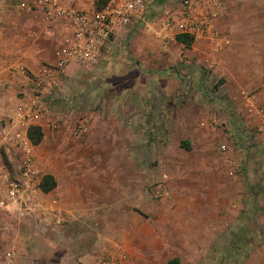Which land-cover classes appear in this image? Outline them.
Here are the masks:
<instances>
[{
  "label": "crops",
  "instance_id": "0c3cea01",
  "mask_svg": "<svg viewBox=\"0 0 264 264\" xmlns=\"http://www.w3.org/2000/svg\"><path fill=\"white\" fill-rule=\"evenodd\" d=\"M1 1L8 7L0 16V143L4 130L9 133L14 131L16 111L27 102V96L31 93L30 76L37 74L43 66L55 62L56 50L72 33L71 24L67 20L47 21L40 12L15 8L20 0ZM221 3L224 11L214 22L215 37L197 36L190 47L175 39L163 45L145 30L143 35L135 38L136 44L132 46L130 53L145 61L142 62V68L156 71L157 75L175 76L177 71L173 66L178 64L181 68H186L189 65L199 83H205L212 89V93L202 91L205 96L212 94L219 102H230L234 109L232 111L243 112V130L236 128L238 134H242L241 139L250 137L251 133L264 148V120L260 134L255 135L257 122L255 123V117L246 113L248 110L239 94L240 91L255 94L258 104L264 108V43L255 39L257 30L250 25L254 15L249 12L236 14L231 1L221 0ZM225 4L230 6L229 12H226ZM128 29L130 30L117 28L113 40L128 33ZM108 48L110 47L107 46ZM107 49L95 66L71 65L67 68L60 89L52 100V117L43 118L38 124L44 134L43 141L38 146L34 145L33 150L40 188L39 199L34 207L9 203L0 210V264H100L99 261L105 257L108 248L110 253L126 252L129 256L127 264H142L144 260L153 262L156 259H177L178 263V260L184 258L182 255L191 261L197 255L202 257L204 253L207 254L208 244H224L229 230L228 213L231 214L229 218L236 223L242 207L239 204L229 205L224 201L229 194L223 187L224 168L221 158L216 156H203L196 160L195 165L199 164L201 167L190 168V173L201 170L200 174H196L200 176L201 187L185 192L183 200L180 194L174 193L173 201L177 202L174 208L171 207L172 204L162 203L158 204L160 207H155L154 202L149 201L143 192V179L136 174H120L117 176L119 179L113 180L108 173L93 172L89 167L92 165L90 158H80L76 168H69L68 172H64L56 163L54 149L68 135L70 121L83 108V100L91 102L87 112H92L93 116L88 134L89 143L102 141L108 136L106 114L103 112H122L121 108H117V101L108 98L103 102L104 105L101 103L104 90H100L102 85L98 83L111 67L108 66L111 55H107L110 54ZM69 81L71 85L84 84L88 87V92L75 96L66 87ZM57 96L58 105L55 102ZM167 99L173 103L169 100L160 106L151 105V111L165 112L167 109L175 112V95H168ZM99 107L101 110L98 111ZM192 118L190 116L186 119V125L197 134L190 132L180 144L183 149H192L196 138L202 141L206 153L211 152L212 143L216 140L222 142L221 147L226 146V138L218 129H194ZM49 120L59 124L56 131L49 127ZM113 121L117 123V120H112L111 123ZM164 125L162 122L160 126H154V142L164 141ZM247 127L254 132H245ZM99 128L103 129V133L95 138ZM185 143L190 149L183 146ZM239 153L228 147L227 157L238 165ZM20 155L13 148L2 152L0 198L3 200L8 197L10 180L19 175ZM251 174L252 172L245 175L248 181H251ZM48 175L55 179L56 187L44 193L40 184ZM138 179L142 180L141 183H138ZM186 196L187 200L184 198ZM190 196L201 197L203 203L196 204ZM147 208L158 211L155 220L145 223L143 213ZM209 209L216 213L217 221H201L194 229L195 232L190 221H175L180 219L178 214L181 212L206 213ZM113 223L121 228L118 232L121 240L117 243L111 237ZM98 226H102L103 233L97 235L94 229ZM68 228L76 229L71 238L85 239L88 246L83 250L65 249L66 246L74 245L65 234ZM113 233L118 234L116 231ZM134 238L136 241L140 240L141 245L148 244L147 252H143L141 246V255H133L132 251H136V248L131 249ZM226 243L229 244L230 241ZM112 250L114 251L111 252ZM243 264H264V240L255 242L249 248Z\"/></svg>",
  "mask_w": 264,
  "mask_h": 264
},
{
  "label": "rangeland",
  "instance_id": "374dc122",
  "mask_svg": "<svg viewBox=\"0 0 264 264\" xmlns=\"http://www.w3.org/2000/svg\"><path fill=\"white\" fill-rule=\"evenodd\" d=\"M228 1L233 3V10L236 14L242 15L249 12L255 16L250 25L257 30L255 39L264 43V0ZM20 2L25 1L20 0ZM182 2L183 0H154L144 14L145 20L160 19L166 10L177 11L182 8ZM225 5L226 12H229L230 6ZM133 28L128 29L129 31L125 35L114 39L108 46L110 48L103 50L104 52L107 49L110 53L107 55H111L108 65L111 67L107 73L103 74L98 83L105 86L104 89L102 86L100 88V90H104L101 97L102 105L105 100L110 98L117 101V105L119 104L117 108H121L122 112H111L110 110V112H103L106 114L108 136H105L102 141L89 143L88 135L78 137L74 134L81 119L88 118L90 121L93 119L92 112H87L91 102L83 100V108L80 112H76L70 121L71 129L67 130L68 135L64 140L61 138L62 141L54 149L56 163L64 172H68L69 168L72 170L76 168L80 158L85 160L90 158L92 165L89 167L93 172L108 173L112 175L113 180L119 179L120 177L117 176L120 174H136L143 179V181L138 179V183L141 181L144 183L143 192L149 201L154 202L155 207H160L158 204L162 203L172 204L171 207L174 208L177 206V202L173 201L174 193L180 194L181 200H183L182 195L185 192L192 189L198 190L201 187L200 176L196 175L197 172L200 174L201 170H194L193 174L190 173V168L201 167L199 164L195 165L196 160L203 156L221 158L224 168L223 187L229 194V197H226L224 201L233 206L239 204L242 209L236 223H233L234 220L229 218L231 214L228 213L227 229L229 230H227L228 234L225 236L224 244H208L207 254L204 253L202 257L197 255L195 260L190 261L185 255H182L184 258L178 260V264H243L249 248L255 242L264 240V148L251 133L250 137L241 139L242 134H238L236 128L243 130V112L232 111L234 109L230 102L222 100L219 102L218 99L212 97V94L205 96V92L202 91L212 93V89L205 83H199V80L194 76V71L189 69V65L186 68H181L178 64L173 66L175 72L177 71L175 76L157 75L156 71L147 67L142 68V62L145 61L132 56L130 52L132 46L136 44L135 38L138 35H143L146 29L142 25ZM66 87L75 96L81 92L84 94L88 92V87L84 84L71 85L69 81ZM155 93L158 94L154 95ZM171 94L175 95V112H169L167 109L165 112L151 111V105L160 106L163 103H168L170 99H167V96ZM58 98L59 96L55 98L57 105ZM170 102L173 103L171 100ZM108 108L110 109V106ZM97 110H101V107ZM190 116H193L194 129H218L226 138L225 147L227 149L231 147L233 152H240L234 174L229 172L227 153L223 154L220 151L222 145L220 140L212 143L211 154L204 151L199 138L195 139L192 149L185 150L181 147V142L185 141L190 132L197 134L195 130L186 125V119H189ZM112 120H117V123L114 121L111 123ZM254 120L257 124L260 122L258 118H254ZM162 122L165 124L162 128L166 130V134H163L164 141L154 142L153 137L156 135H153L154 126H160ZM173 122L174 125H171ZM261 122L263 123L262 119ZM257 124L255 132L248 127L245 128V132L251 131L255 135L260 134ZM102 133L103 129L99 128L95 138L100 137ZM251 172V181H248L245 175ZM159 188H164L169 193V197H159L157 192ZM184 198L187 200V196ZM190 199L196 204L203 203V199L199 196H190ZM157 211L147 208L143 213L145 221L143 218H139L145 223L151 222L157 218L155 216ZM178 215L180 219L175 221H180V223L190 221L193 232L201 221L212 223L217 221L216 213L210 209L206 213L193 211L190 213L181 212ZM188 216L189 218H187ZM73 231L76 229L68 228L65 232L66 236L71 238ZM94 231L97 235L102 234L103 228L98 226ZM114 231L116 233L121 231V228L115 223L112 225L111 237L114 242H120L119 233L114 234ZM73 239L71 238L74 247L66 246L65 249L83 250L88 246L85 239ZM133 240L131 249L136 248V251H132L133 255H141L139 254L141 246L143 252H147L148 244L141 245L140 240L136 241V238ZM226 241H230V243L227 244ZM198 247L199 245H197V249ZM109 254H112L110 248L107 249L105 257ZM173 262H177V259L158 261L156 259L153 262L144 260L142 264H173Z\"/></svg>",
  "mask_w": 264,
  "mask_h": 264
},
{
  "label": "built area",
  "instance_id": "2783aa9c",
  "mask_svg": "<svg viewBox=\"0 0 264 264\" xmlns=\"http://www.w3.org/2000/svg\"><path fill=\"white\" fill-rule=\"evenodd\" d=\"M154 0H29L20 2L15 8L28 12H40L47 21L67 20L72 33L56 50V60L43 66L37 74L30 76V95L27 102L16 111L14 131L2 133L0 158L3 150L15 149L20 153L19 175L8 184V197L0 198V210L9 203L24 207L37 205L40 188L34 165V144L28 136L32 127L43 118L53 115L52 100L60 89L66 70L71 65L95 66L99 63L103 50L113 41L117 28H133L142 25L146 31L163 45L169 40L184 35L215 37L214 22L222 16L224 7L221 0H183L180 11L166 10L156 20H145L144 14ZM7 5L0 0V16L7 10ZM240 96L249 115L258 118V131L262 129L264 108L261 107L255 94L240 91ZM49 127L56 131L59 124L49 120ZM91 121L83 118L75 128L78 137L87 136ZM223 154L228 153L225 146L220 148ZM230 174H234L237 163L227 157ZM159 197H169L164 188H159ZM56 215H58L56 213ZM60 224V222L58 221ZM129 256L124 251L109 254L100 264H127Z\"/></svg>",
  "mask_w": 264,
  "mask_h": 264
},
{
  "label": "trees",
  "instance_id": "16d2710c",
  "mask_svg": "<svg viewBox=\"0 0 264 264\" xmlns=\"http://www.w3.org/2000/svg\"><path fill=\"white\" fill-rule=\"evenodd\" d=\"M176 41L178 43L185 45L186 47H190L193 43L192 38L184 36V35L178 36L176 38ZM28 136H29L30 140L32 141V143L36 146H38L43 141V138H44V134H43L42 129L40 127L30 128V130L28 132ZM183 146L186 149H190L186 143L183 144ZM40 186H41V189L43 190L44 193H48L56 187V181L52 176L48 175L42 179ZM176 263H174V264H176Z\"/></svg>",
  "mask_w": 264,
  "mask_h": 264
}]
</instances>
